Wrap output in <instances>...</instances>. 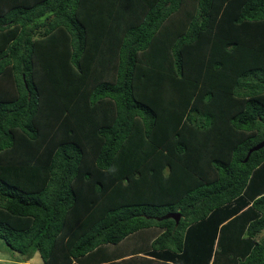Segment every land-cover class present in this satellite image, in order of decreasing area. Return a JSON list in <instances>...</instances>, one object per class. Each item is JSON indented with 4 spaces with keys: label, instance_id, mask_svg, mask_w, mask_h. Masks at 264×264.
<instances>
[{
    "label": "trees",
    "instance_id": "trees-1",
    "mask_svg": "<svg viewBox=\"0 0 264 264\" xmlns=\"http://www.w3.org/2000/svg\"><path fill=\"white\" fill-rule=\"evenodd\" d=\"M263 139L264 0H0V240L26 259L264 264Z\"/></svg>",
    "mask_w": 264,
    "mask_h": 264
},
{
    "label": "crops",
    "instance_id": "crops-1",
    "mask_svg": "<svg viewBox=\"0 0 264 264\" xmlns=\"http://www.w3.org/2000/svg\"><path fill=\"white\" fill-rule=\"evenodd\" d=\"M249 205L250 204H248V206ZM248 206L244 207L241 211H244ZM147 230L148 229H145V231L135 232V233L129 235L128 237L122 239L120 242H118L116 244V247L113 250H115V251L118 250L119 252H123L125 250L128 251V252H133L135 248L140 247V245L139 246L135 245L138 242V239H135L133 236L136 233H140V232H142L141 238L145 237V238L148 239V244L146 246H144V247H147L149 244H151L153 239L156 238L161 232L158 228H156V229L153 228V231H150V230L147 231ZM222 238H223V242H227V238H228V232L227 231H224V235H222ZM254 240L257 241V242H263L264 241V229H262L259 233H257L255 235ZM223 242H220L218 236H217V238H215L214 245H213V253H214L215 250H219V248L224 247L223 246ZM229 257L230 256H229V250H228L227 254L225 252V255L221 257V258H223L222 261H221L222 264H238L237 262L233 263L232 261H230Z\"/></svg>",
    "mask_w": 264,
    "mask_h": 264
},
{
    "label": "rangeland",
    "instance_id": "rangeland-1",
    "mask_svg": "<svg viewBox=\"0 0 264 264\" xmlns=\"http://www.w3.org/2000/svg\"><path fill=\"white\" fill-rule=\"evenodd\" d=\"M149 230L153 231V229H148L147 231ZM141 234L142 232L136 233L133 237L138 239V242L135 245H140V247L143 248L148 244V239L145 237L141 238ZM111 247L113 250L115 249L116 245H111ZM0 264H43V262L39 253L36 252L31 258L26 259V257L16 251L11 250L2 240H0Z\"/></svg>",
    "mask_w": 264,
    "mask_h": 264
},
{
    "label": "water",
    "instance_id": "water-1",
    "mask_svg": "<svg viewBox=\"0 0 264 264\" xmlns=\"http://www.w3.org/2000/svg\"><path fill=\"white\" fill-rule=\"evenodd\" d=\"M263 146H264V139L261 140V141H259L258 143H256L255 145H253L249 149V151H248V153H247L244 161H246L248 159V156L250 155L251 152L257 151L258 149L262 148ZM164 217H166V218H172L177 223L179 221V219H180V214H179V212H171V213L165 214Z\"/></svg>",
    "mask_w": 264,
    "mask_h": 264
}]
</instances>
